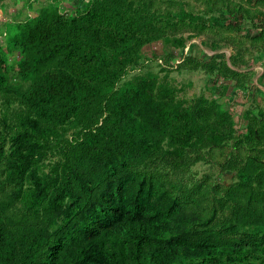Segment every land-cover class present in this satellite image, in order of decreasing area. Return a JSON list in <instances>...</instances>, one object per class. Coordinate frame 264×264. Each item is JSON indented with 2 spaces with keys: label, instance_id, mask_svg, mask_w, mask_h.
Segmentation results:
<instances>
[{
  "label": "trees",
  "instance_id": "1",
  "mask_svg": "<svg viewBox=\"0 0 264 264\" xmlns=\"http://www.w3.org/2000/svg\"><path fill=\"white\" fill-rule=\"evenodd\" d=\"M205 1L194 13L185 0H83L63 11L51 0L6 22L0 264H264V110L245 109L236 127L220 100L249 89L254 71H240L238 47L234 69L216 55L172 65V50L212 25L264 42V0ZM155 58L162 75L129 76ZM198 68L217 77L220 97L186 98L168 78ZM9 73L28 88L9 87ZM200 162L229 182L198 174Z\"/></svg>",
  "mask_w": 264,
  "mask_h": 264
},
{
  "label": "rangeland",
  "instance_id": "2",
  "mask_svg": "<svg viewBox=\"0 0 264 264\" xmlns=\"http://www.w3.org/2000/svg\"><path fill=\"white\" fill-rule=\"evenodd\" d=\"M47 1L51 0H0V46L3 49H7L5 34V28L7 27L6 22L20 21L26 19L28 16L34 15L40 6H42V4L46 3ZM82 1L83 0H60V10L63 11L65 9V2L69 5L75 4L81 6L83 3ZM185 7L189 11L199 13L203 12L207 8V3L205 0H185ZM227 16L229 17L228 20L233 23V17L230 14H227ZM219 24L222 25V22ZM192 32L193 31L191 29H179L176 33H181L186 36ZM236 33L237 31L235 32L233 27L232 29H225L223 27L221 30L219 25H212V27L203 30V32L200 33L198 37L188 40L182 51L173 49L172 52L175 53L176 56L172 60V65L173 68H175V65L181 62V57L185 56L186 54L196 57V59L201 62L208 61L212 55H216L218 59L223 58L226 63L234 69L229 57L233 52L232 47H238L242 49L240 57L237 58V61L240 64L239 66L242 67L240 71H246L248 69L254 71V74L250 78L249 89H232L229 90L227 95L220 97L221 93L224 91V88L221 85L219 86L215 84L217 77H212L205 68H198L196 70L187 69L181 71H171L169 72L168 78L174 85L182 87V96L186 98H190L195 94L220 97V100L225 102V107L233 111L234 117L237 120L236 127H239L242 120L240 119V115L245 109L252 108L253 112L255 113L258 109L264 110V82L259 80V77H257V70L253 68L251 61L252 45L249 40L250 37L245 36L244 38V36L238 35ZM240 33H243V31ZM228 35H232L234 38L229 39L227 38ZM213 41L226 43L228 45L220 50H212L210 48V44ZM203 43H206V45H203ZM222 54H224V56ZM8 56L12 61L18 57V53L16 51H12L8 53ZM161 62L162 60H157V58L154 60L148 59L145 61V65L143 67H138L131 70L129 76H132L135 73H143L147 70L158 72L160 75H162L163 72L160 71L159 67V63ZM8 86L16 90L24 91L29 85L28 82L22 81L14 74L9 73ZM260 86H262L263 89ZM194 168L199 171L198 174H202L206 171L212 172L214 174L218 172V179L220 181L229 182L231 174L229 172L217 171L212 165H209L208 167L203 162H200L197 163Z\"/></svg>",
  "mask_w": 264,
  "mask_h": 264
},
{
  "label": "crops",
  "instance_id": "3",
  "mask_svg": "<svg viewBox=\"0 0 264 264\" xmlns=\"http://www.w3.org/2000/svg\"><path fill=\"white\" fill-rule=\"evenodd\" d=\"M258 32L259 31L252 30V32L250 33L251 36H253L258 34ZM251 51H252L251 61L253 64V68L257 70V77H259V80H261V82L262 81L264 82V73H262L261 70L259 69V67H264V42H260V43L255 42L254 44H252ZM260 87L262 88V86Z\"/></svg>",
  "mask_w": 264,
  "mask_h": 264
},
{
  "label": "built area",
  "instance_id": "4",
  "mask_svg": "<svg viewBox=\"0 0 264 264\" xmlns=\"http://www.w3.org/2000/svg\"><path fill=\"white\" fill-rule=\"evenodd\" d=\"M88 1V0H85ZM259 69L261 70L262 73H264V67H259Z\"/></svg>",
  "mask_w": 264,
  "mask_h": 264
}]
</instances>
